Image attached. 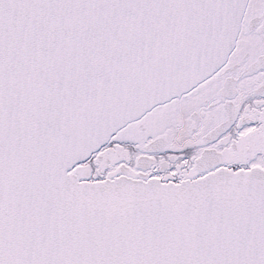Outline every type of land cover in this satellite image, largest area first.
<instances>
[{
  "label": "snow or ice",
  "instance_id": "6c2138e0",
  "mask_svg": "<svg viewBox=\"0 0 264 264\" xmlns=\"http://www.w3.org/2000/svg\"><path fill=\"white\" fill-rule=\"evenodd\" d=\"M0 264H264V0H0Z\"/></svg>",
  "mask_w": 264,
  "mask_h": 264
}]
</instances>
